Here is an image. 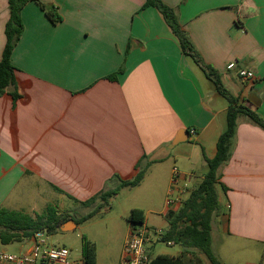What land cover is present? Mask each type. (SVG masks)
Wrapping results in <instances>:
<instances>
[{
	"label": "crops",
	"instance_id": "crops-1",
	"mask_svg": "<svg viewBox=\"0 0 264 264\" xmlns=\"http://www.w3.org/2000/svg\"><path fill=\"white\" fill-rule=\"evenodd\" d=\"M39 1L61 20L51 23L34 2L21 10L23 32L10 58L18 98L0 96V209L21 210L17 195L35 194L44 210L61 214L67 202L82 206L110 189L113 176L130 179L143 159L138 186L149 179L164 197L160 209L142 211L143 225L165 232L172 169L200 182L225 127L227 101L183 55L160 13L142 9L145 0ZM161 1L177 13L201 64L239 103L259 99L255 110L264 118V0ZM7 19V0H0V59ZM233 62L254 79L227 70ZM184 130L189 140L171 146ZM219 174L226 191L217 185L212 251L222 264H264V130L240 118ZM129 233L130 223L122 245Z\"/></svg>",
	"mask_w": 264,
	"mask_h": 264
},
{
	"label": "trees",
	"instance_id": "trees-1",
	"mask_svg": "<svg viewBox=\"0 0 264 264\" xmlns=\"http://www.w3.org/2000/svg\"><path fill=\"white\" fill-rule=\"evenodd\" d=\"M28 2L37 4L51 23L56 24L61 20L54 9L48 8L39 0H7L8 19L4 27L5 44L0 59V96L9 94L13 101H16L18 94L14 76L15 68L11 64L10 58L23 32L20 14ZM147 7H153L160 13L177 40L183 55L189 57L202 69L206 77L213 82L216 92L228 103L226 123L217 140L215 156L212 159L205 158L206 172L200 182L192 187L179 210L168 213V227L164 232L162 241H173L175 244H179L181 246L180 254L178 256L166 254L151 256L149 254L148 264H204L199 257L195 256L193 250L200 252L208 264H222L211 248V220L218 209L217 185L222 191H226V188L219 183V169L230 159L240 118H245L249 123L264 130V118L255 110L260 101L256 99L255 103L249 102V105H244L239 103L237 98L227 93L217 73L201 64L199 54L189 35L182 30L174 9L162 3L161 0H145L142 9ZM121 72L122 69L119 68L117 72L107 76V79L115 81L116 76ZM142 160L140 159L136 163L135 173L130 179L123 180L118 176H113L107 182V185L113 183L110 189L99 192V194L82 202L81 205L87 207L95 204L97 200L105 204L121 189L137 187L142 182L147 168L146 164H142ZM101 206L99 205L98 208ZM88 217L90 214L84 219ZM66 221L67 217L57 214L53 207H47L34 217L16 211L0 209V241L2 244H9L29 240L36 232L51 235L59 230V227ZM143 221L144 216L141 210L133 209L130 211L127 218L128 223L143 224ZM192 257L195 258L194 262H190ZM81 262L82 264H97L96 247L87 240L83 241Z\"/></svg>",
	"mask_w": 264,
	"mask_h": 264
},
{
	"label": "rangeland",
	"instance_id": "rangeland-1",
	"mask_svg": "<svg viewBox=\"0 0 264 264\" xmlns=\"http://www.w3.org/2000/svg\"><path fill=\"white\" fill-rule=\"evenodd\" d=\"M238 65L237 62H233ZM186 181L191 185H195L198 181L187 176ZM193 187V186H192ZM18 194V193H17ZM32 194L28 197L26 194L17 195L19 198L18 207L21 210H16L22 214L34 217L44 211V206L37 197ZM15 197V196H14ZM33 201L34 204H31ZM164 201L162 192L153 183L146 179L140 186L131 189H121L115 196L107 200V203L102 204L97 201L95 204L87 207H75L74 203L67 202L68 209L61 213L67 217V220L72 218L75 227L68 226V231L57 230L54 234L47 235L43 233V238L47 245L59 248H66L69 251V263H73L81 259L83 241L87 240L93 243L96 247V258L98 264H116L119 258L122 242L127 230V218L131 208H139L145 213L149 210L154 211L160 209ZM99 205H102L98 208ZM34 206V207H33ZM35 209L34 212L31 209ZM58 211V210H57ZM87 219L85 216L89 215ZM159 220V219H158ZM155 225L157 221L151 219ZM149 224H151L149 222ZM213 248L218 250L216 239L213 240ZM24 249V244L21 242H13L2 244L0 241V251L10 254H18ZM181 246L175 244L166 246L164 243H158L155 246L151 256L157 254H172L180 252ZM196 257H199L204 264H208L206 258L197 250H193ZM192 257L190 262H194Z\"/></svg>",
	"mask_w": 264,
	"mask_h": 264
},
{
	"label": "built area",
	"instance_id": "built-area-1",
	"mask_svg": "<svg viewBox=\"0 0 264 264\" xmlns=\"http://www.w3.org/2000/svg\"><path fill=\"white\" fill-rule=\"evenodd\" d=\"M227 70H236L237 76L243 81L254 79L251 71L239 67L235 63L227 65ZM194 130L190 131L193 134ZM192 190L183 180L176 168L172 169L170 183L165 199L168 211L176 212L182 206L183 195ZM164 232L157 228H150L143 224H130V233L125 239L119 256L118 264H148L150 260L148 247L153 244L164 243L172 246L173 241L163 242ZM24 244L18 254L0 251V264H82L81 259L69 263V251L66 248L53 247L46 244L43 232H36L29 240L20 241Z\"/></svg>",
	"mask_w": 264,
	"mask_h": 264
},
{
	"label": "water",
	"instance_id": "water-1",
	"mask_svg": "<svg viewBox=\"0 0 264 264\" xmlns=\"http://www.w3.org/2000/svg\"><path fill=\"white\" fill-rule=\"evenodd\" d=\"M189 140V135H188V132L186 130L182 131V132H179L174 138L173 140L171 141V146H175L177 145L178 143H181V142H185ZM69 225H72L73 228L75 227V224L73 223L72 220H69L67 222H64L60 227H59V230L61 231H68V230H71V229H68V226Z\"/></svg>",
	"mask_w": 264,
	"mask_h": 264
}]
</instances>
